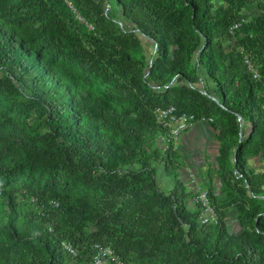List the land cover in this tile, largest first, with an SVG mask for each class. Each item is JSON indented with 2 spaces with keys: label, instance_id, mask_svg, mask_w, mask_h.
Instances as JSON below:
<instances>
[{
  "label": "trees",
  "instance_id": "trees-1",
  "mask_svg": "<svg viewBox=\"0 0 264 264\" xmlns=\"http://www.w3.org/2000/svg\"><path fill=\"white\" fill-rule=\"evenodd\" d=\"M263 105L264 0H0V264H90L98 243L125 264H264ZM170 108L218 132L217 223L189 207Z\"/></svg>",
  "mask_w": 264,
  "mask_h": 264
},
{
  "label": "built area",
  "instance_id": "built-area-1",
  "mask_svg": "<svg viewBox=\"0 0 264 264\" xmlns=\"http://www.w3.org/2000/svg\"><path fill=\"white\" fill-rule=\"evenodd\" d=\"M239 28V25H235L234 29L231 30V34ZM245 65L248 71L254 78V80L259 81L261 78L260 72L254 67L249 57H245ZM264 109V105H263ZM158 123L167 128L170 133V139L173 143L177 144L180 136L186 132L188 129L193 127L198 121L193 115L182 114L178 115L173 108L167 110H157L156 112ZM206 122H212V120H201ZM209 122V123H210ZM190 187H198L195 181V177L190 175ZM197 202L200 204V217L199 221L202 224H212L218 222V216L213 209L207 192L198 191ZM62 248L74 258H77L80 251L73 244L68 242L62 243ZM90 264H125L123 259L116 253L111 244H95L94 253Z\"/></svg>",
  "mask_w": 264,
  "mask_h": 264
},
{
  "label": "crops",
  "instance_id": "crops-1",
  "mask_svg": "<svg viewBox=\"0 0 264 264\" xmlns=\"http://www.w3.org/2000/svg\"><path fill=\"white\" fill-rule=\"evenodd\" d=\"M260 12L259 5L252 4L248 6L245 14L247 18L253 20L260 15ZM250 131V129H247L248 134ZM179 139L178 153L181 160L186 164L183 173L186 171L188 174L192 171L196 174L202 171V174H204L208 172L209 168L216 169L220 143L218 141V132L211 124L206 121L197 122L193 127L184 132ZM249 164L250 168L257 173L262 172L264 169L262 158L249 159ZM189 183L190 180L188 178L185 185L189 186ZM238 225L240 226V223Z\"/></svg>",
  "mask_w": 264,
  "mask_h": 264
},
{
  "label": "rangeland",
  "instance_id": "rangeland-1",
  "mask_svg": "<svg viewBox=\"0 0 264 264\" xmlns=\"http://www.w3.org/2000/svg\"><path fill=\"white\" fill-rule=\"evenodd\" d=\"M163 140L166 142V139H163ZM163 140L161 139L158 142V145L160 147H165V145H164L165 143L163 142ZM179 141H180V139L178 140L177 145L175 146L176 152H178V149H179V147H178ZM233 161H234V157H233ZM181 164H182V167L179 170V175H180V179L182 180V182L184 184H186V180L188 178L190 180V175H193L195 177V181H196L197 186H198L196 188V187H190V186L185 185L187 192L192 195L191 201L189 202V207L191 210H193V211L197 210L198 191L207 192V189H208L210 182L214 187L215 195L218 198H220L221 200L225 199L226 191L224 190V187H223V184H222L220 177H218V175L215 173V170L217 169V164H216V169L209 168L208 172L204 173V174H202V171H199L200 173L198 172L196 174H194L192 171H190L188 174L186 173V171H184V173H183V170L186 168V164L182 160H181ZM211 178L213 179V181H210ZM213 209L215 210L214 207H213ZM198 210H200V204H199ZM226 210H227L226 223H227L228 230H229L230 234L240 236L242 233V229L238 225V223H239L238 222L239 221L238 220L239 212L237 211L234 204L227 205Z\"/></svg>",
  "mask_w": 264,
  "mask_h": 264
},
{
  "label": "water",
  "instance_id": "water-1",
  "mask_svg": "<svg viewBox=\"0 0 264 264\" xmlns=\"http://www.w3.org/2000/svg\"><path fill=\"white\" fill-rule=\"evenodd\" d=\"M212 99L216 101L215 98L212 97ZM242 141H243V137H242V133H241V134H240L239 144H240ZM234 161H235V163H236V161H237V150L235 151V154H234Z\"/></svg>",
  "mask_w": 264,
  "mask_h": 264
}]
</instances>
